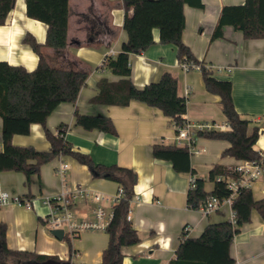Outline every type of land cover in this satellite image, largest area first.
<instances>
[{"label":"crops","instance_id":"0c3cea01","mask_svg":"<svg viewBox=\"0 0 264 264\" xmlns=\"http://www.w3.org/2000/svg\"><path fill=\"white\" fill-rule=\"evenodd\" d=\"M202 1L204 7L188 4L184 7L183 41L199 60L211 66L217 78L232 82L237 111L250 120L252 127L262 129L254 149L264 155V38H247L241 30L225 25L223 36L213 39L223 7L243 4L245 0ZM69 9L64 46L46 44L47 25L28 16L26 0H16L6 23L0 24V60L9 64V112L27 113L28 91L40 58L35 48L24 42L27 35L41 45L51 66L88 73L90 76L76 103H61L48 117L46 126L58 133L59 126L66 125V140L75 150L89 154L96 164H117L138 173L129 215L140 241L122 248L123 264H169L185 236L198 237L208 224L232 219L233 209L227 203L208 214L200 208H191L188 205L189 177L207 179L215 164L235 167L241 160L223 155L231 145L228 140L198 136L195 145L201 152L193 153L189 149L193 171L178 172L171 161L153 155V146L157 143L187 146L185 139H177L171 116L158 107L136 100L126 106L92 103L90 99L97 92L100 78L121 79V76L101 71L100 67L108 56L119 53L128 40L124 29L126 9L123 0H69ZM154 37L153 45L130 56L131 79L135 85L142 88L159 80L164 72H171L178 78V93L187 98L186 117L190 122H211L216 124L215 130H230L221 96L207 90L202 71L183 70L177 46L161 43L159 29L154 30ZM76 109L83 114L109 116L117 134L87 130L78 125ZM2 127L0 116V150L3 149ZM13 142L39 150H49L51 146L40 123H33L29 134H15ZM61 161L69 164L65 182L57 173ZM39 173L33 175L28 184L23 172L0 171V194L9 192L32 202L30 209L15 202L0 205V220L8 226V246L57 256L64 261L70 259L75 264L100 263L109 244L106 230L86 229L78 237L64 234L63 239L57 238L50 234L44 222L49 213L44 198L60 192L64 183L69 188L82 185L112 197L120 184L96 176L89 165L71 155H61L44 164ZM213 188L214 182L207 180L205 189ZM251 189L255 198L264 197V175ZM102 200H107L108 208L103 206ZM102 200L78 201L73 208L77 221L94 220L99 205L112 209L114 204L110 199ZM67 235L70 241L65 238ZM231 255L235 264H264V219L257 209H253L251 220L235 235Z\"/></svg>","mask_w":264,"mask_h":264},{"label":"trees","instance_id":"16d2710c","mask_svg":"<svg viewBox=\"0 0 264 264\" xmlns=\"http://www.w3.org/2000/svg\"><path fill=\"white\" fill-rule=\"evenodd\" d=\"M15 2L16 0H0V24L6 23ZM123 3L126 9L124 29L128 33V40L124 42L119 53L108 56L100 67L101 71L121 76V79L111 81L108 77L100 78L96 84L97 92L90 101L120 106L129 105L134 100L141 101L160 108L165 115L173 118L174 124L182 125V115L187 112V98L178 93L176 76L171 72H164L159 80L142 88L136 86L131 79V54L141 53L153 45L156 42L154 30L159 29L160 42L175 44L180 62L200 64L207 90L221 96L223 112L231 129L199 130L197 135L228 140L231 145L223 151L224 156L260 161L262 156L254 149V145L262 129L258 126L252 127L250 120L243 118L237 111L233 101L232 82L217 78L211 66L199 60L190 46L183 41L186 28L184 7L186 4L204 7L203 1L123 0ZM26 8L28 16L47 25V45L67 44L69 0H26ZM130 9H133L132 13L129 12ZM225 25L241 30L247 38H264V0H245L243 4L224 6L213 39L223 36ZM24 40L35 48L40 57L30 83L25 114L14 115L9 112V64L6 60H0V116L3 119L0 171L23 172L30 184V178L39 175L44 164L61 155H71L89 165L96 176L118 182L124 188V194L113 206L114 217L106 228L109 244L98 264H123L122 248L140 241L132 220L128 219L138 173L132 168L117 164H96L89 154L75 150L72 143L66 140V125L61 124L58 133L46 126L48 117L61 103H76L90 75L51 66L41 50V45L32 36L27 35ZM75 117L76 123L87 130L117 134L115 124L109 116L83 114L76 109ZM33 123L44 126L45 135L51 144L49 150H39L32 145L23 146L13 142L15 134H29ZM153 155L157 159L171 161L178 172L193 171L191 153L187 146L157 143L153 146ZM238 177L240 173L234 166L215 164L207 179L196 178V188L188 193V205L198 209L213 196L220 200L226 199L231 195L228 178ZM207 180L214 182L211 191L205 189ZM232 209L235 220L227 218L210 223L198 237L185 236L176 250V257L169 264H235L236 260L231 255L234 237L251 220L253 209H257L264 219V197L257 199L251 188H241L233 200ZM7 229V223L0 220V264H34L50 258L61 260L57 256L10 248L7 244ZM65 238L70 241L68 235Z\"/></svg>","mask_w":264,"mask_h":264},{"label":"built area","instance_id":"2783aa9c","mask_svg":"<svg viewBox=\"0 0 264 264\" xmlns=\"http://www.w3.org/2000/svg\"><path fill=\"white\" fill-rule=\"evenodd\" d=\"M107 59V58H106ZM105 59V60H106ZM181 67L185 71L192 69L201 70V65L194 62H180ZM182 125H176L177 139H185L187 141V147L193 153L201 152V149L196 148L195 140L198 137L197 132L199 130H213L216 128V124L211 122L192 123L186 117V114L182 115ZM65 135V134H64ZM260 161L258 160H241L236 166V170L240 173L238 178H228V187L231 190V195L224 200H220L217 197H211L200 209L208 214L215 210L220 209L223 204L227 203L232 206L234 198L238 195L241 188H252L253 184L258 181L264 175V155ZM69 164L65 161H61L57 167V173L62 177L65 182L66 173ZM221 180V178H218ZM196 188V178L194 175L189 177V190ZM124 194V188L120 187L118 192L112 197H106L103 193L96 190L88 189L82 185H77L74 188H69L66 183L60 192L52 195L45 196L44 202L49 206V213L44 217V222L52 229H63L64 234L70 235V237H78V235L86 229L93 230H106L107 226L114 217V208L106 210L101 205L95 209L94 220L77 221L74 212L75 204L80 200H92L100 201L104 198L110 199L113 204L120 201ZM15 202L26 208H32V202L28 198H24L18 195H11L9 192H2L0 194V205ZM114 206V205H113ZM128 219H131L128 214ZM232 220H235V212L232 213ZM185 230H188L187 228Z\"/></svg>","mask_w":264,"mask_h":264},{"label":"water","instance_id":"95a60500","mask_svg":"<svg viewBox=\"0 0 264 264\" xmlns=\"http://www.w3.org/2000/svg\"><path fill=\"white\" fill-rule=\"evenodd\" d=\"M51 233L56 236L57 238L63 239L64 237V230L63 229H52ZM34 264H71L70 260L69 261H64V260H57L50 258L48 260L42 261V262H34Z\"/></svg>","mask_w":264,"mask_h":264},{"label":"rangeland","instance_id":"374dc122","mask_svg":"<svg viewBox=\"0 0 264 264\" xmlns=\"http://www.w3.org/2000/svg\"><path fill=\"white\" fill-rule=\"evenodd\" d=\"M99 203H101V202H99ZM102 203H103V206L105 207V208H108V205H109V203L107 202V200L106 201H103L102 200ZM52 230V228H50L49 226H48V231L50 232ZM99 231V230H98ZM50 234H52L51 232H50ZM69 245V244H68Z\"/></svg>","mask_w":264,"mask_h":264}]
</instances>
